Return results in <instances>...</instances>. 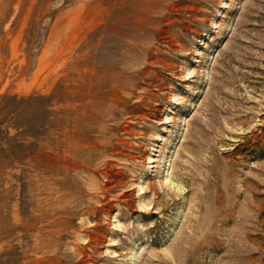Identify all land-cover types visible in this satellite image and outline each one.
Masks as SVG:
<instances>
[{
	"label": "rangeland",
	"instance_id": "rangeland-1",
	"mask_svg": "<svg viewBox=\"0 0 264 264\" xmlns=\"http://www.w3.org/2000/svg\"><path fill=\"white\" fill-rule=\"evenodd\" d=\"M0 264H264V0H0Z\"/></svg>",
	"mask_w": 264,
	"mask_h": 264
}]
</instances>
